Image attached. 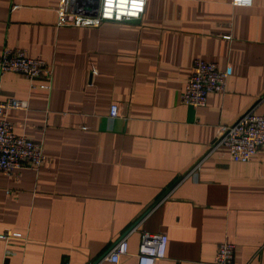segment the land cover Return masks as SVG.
<instances>
[{"label": "crops", "instance_id": "obj_1", "mask_svg": "<svg viewBox=\"0 0 264 264\" xmlns=\"http://www.w3.org/2000/svg\"><path fill=\"white\" fill-rule=\"evenodd\" d=\"M57 5L0 0V55L53 66L49 91L0 78V101L27 102L7 112L14 133L45 156L0 173V235L27 239H0V264H111L131 229L118 264H136L142 233L167 239L155 264H212L223 242L232 264H264V147L247 163L213 147L244 111L264 116V0H145L138 19L98 28L57 27ZM194 59L230 71L197 109L179 103Z\"/></svg>", "mask_w": 264, "mask_h": 264}, {"label": "built area", "instance_id": "obj_2", "mask_svg": "<svg viewBox=\"0 0 264 264\" xmlns=\"http://www.w3.org/2000/svg\"><path fill=\"white\" fill-rule=\"evenodd\" d=\"M145 0H58L56 8L57 27L98 28L104 22L120 23L138 19L144 9ZM245 0H230L231 7H250ZM7 73L23 76L33 87V82L41 80L40 89L49 91L53 79V66L40 59L30 58L22 49H5L0 55V78ZM230 71H220L216 66L201 59H194L190 75L186 79L179 97V103L192 109L202 108L206 97L212 92H222ZM27 102L15 99L0 101V173L30 169L38 171L45 161L41 143L28 140L14 133L13 125L7 120V112L26 111ZM117 116V106L110 107V117ZM225 147L232 163H247L264 147V116L253 113V108L244 111L232 124L220 126L213 147ZM199 163L184 175L196 179ZM133 230V229H131ZM129 230L109 250L104 260L118 264L127 255ZM0 239L20 240L26 237L6 231ZM167 239L161 234L142 233L139 236L136 264H155L164 257ZM233 246L225 242L218 245L212 264H232ZM5 256L9 252L5 251Z\"/></svg>", "mask_w": 264, "mask_h": 264}, {"label": "clouds", "instance_id": "obj_3", "mask_svg": "<svg viewBox=\"0 0 264 264\" xmlns=\"http://www.w3.org/2000/svg\"><path fill=\"white\" fill-rule=\"evenodd\" d=\"M237 2L239 3V2H240V0H237ZM245 2H246V3H250V2H251V0H245Z\"/></svg>", "mask_w": 264, "mask_h": 264}]
</instances>
